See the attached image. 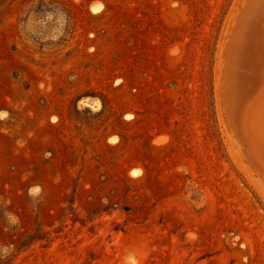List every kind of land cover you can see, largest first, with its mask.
<instances>
[{
  "label": "rangeland",
  "instance_id": "1",
  "mask_svg": "<svg viewBox=\"0 0 264 264\" xmlns=\"http://www.w3.org/2000/svg\"><path fill=\"white\" fill-rule=\"evenodd\" d=\"M0 264H264V0H0Z\"/></svg>",
  "mask_w": 264,
  "mask_h": 264
},
{
  "label": "bare ground",
  "instance_id": "2",
  "mask_svg": "<svg viewBox=\"0 0 264 264\" xmlns=\"http://www.w3.org/2000/svg\"><path fill=\"white\" fill-rule=\"evenodd\" d=\"M101 4V3H100ZM100 4H92L91 8L93 11L98 10L100 8ZM100 10V9H99ZM160 140V139H159ZM131 174L134 176H137L139 174V170H136L135 168L133 170H131ZM193 238V237H192ZM197 238V237H196Z\"/></svg>",
  "mask_w": 264,
  "mask_h": 264
}]
</instances>
